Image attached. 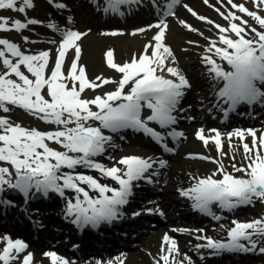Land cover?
<instances>
[{"label":"snow or ice","instance_id":"snow-or-ice-1","mask_svg":"<svg viewBox=\"0 0 264 264\" xmlns=\"http://www.w3.org/2000/svg\"><path fill=\"white\" fill-rule=\"evenodd\" d=\"M49 2L57 8L66 7L62 3H55V0ZM176 2L178 0H170L167 15H174L171 9ZM134 3H139V0H107V7L103 10L119 12L121 5ZM204 3L207 4L208 0H204ZM253 3L257 8L264 6V0H253ZM227 4L232 9L251 17L261 29H264V16L258 11L249 10L243 3L236 4L233 0H227ZM17 5L18 0H0V9H11L19 13H25L26 9L34 7L32 0H19V6ZM185 7L193 16H197L195 11L187 5ZM220 15L229 21V24L227 27L215 24L219 32L218 41L211 40L206 52L213 53L221 61H226L230 70H226L213 59L212 55L204 57V62L210 65L209 73L214 74L213 79L223 81L217 97L230 108L241 103H264V91L258 86L264 85V30H258L235 12L229 11L227 15L220 12ZM198 19L203 21L207 18L198 16ZM37 23L40 22L35 19H28L26 23L16 19L11 21L9 27V18L0 16V31L13 29L20 31L28 25ZM180 23L189 27L191 31H196L185 21ZM208 23L214 22L209 20ZM48 27L55 28L56 25L50 23ZM148 27L158 29L153 37L155 43L145 45L143 52L138 57L134 55L130 62L117 63L113 50L106 52L107 65L121 74V78L119 81H112L97 76L95 80L101 81V84L116 83L117 87L114 91L103 96L97 95L92 99L81 98V93L86 88L95 89L101 85L87 79L84 66L78 68L81 49L76 42L86 33L73 30L63 33L49 76H45V69L49 65V51H40L35 55L25 54L16 43L0 38V46H3L0 47V61L6 69L0 72V110L7 113L10 111L8 105L18 106L41 120L63 126L62 130L44 132L25 128L18 123L13 124L7 117L0 116V162L9 163L16 176L13 183L6 179V176L12 175L9 167H0V191L7 185L25 194L34 188L44 194L55 191L63 197L66 189L73 190L77 194L75 202L73 203L72 199L67 200L66 213L75 215L74 222L96 224L117 218L119 207L128 202L133 182L146 178L145 174L152 168L153 162H150V158L145 159L138 155L124 156L112 167L97 162L94 158L105 151V144L111 139L105 136L101 129L116 131L132 127L143 130L157 141H162L161 133L149 127L148 121L157 122L161 128L175 124L176 116L173 113L185 94L184 90L191 87L178 67L166 64L169 57L175 61L171 49L163 43L168 28L166 21L161 19L157 24ZM145 30L140 28L137 31ZM118 34L120 33H111ZM24 40H27V37H24ZM69 48H74L75 59L71 62L67 77H64L62 66ZM10 57L17 59L13 62ZM22 65L34 79H30L21 70ZM165 73L173 78H166ZM13 74L19 82L11 78ZM67 79L71 80V87L64 82ZM45 86L50 99L42 95ZM90 106H95L97 110L93 111ZM144 106L152 111L147 120L141 118V109ZM89 120L99 121L101 127L88 125ZM73 124L74 127H69ZM204 131L203 128L198 129L196 137L206 146L209 140L214 141L217 151L224 155L220 132L211 129L209 131L215 135L206 137ZM246 131L253 138L252 147L248 143H243L244 158L248 163L240 167L232 165L235 172H242L245 175L234 176L225 171L221 163L217 171L222 174V179L213 178L216 175L213 173L211 176L198 179L191 188L181 191V195L194 201L193 207L207 212L214 203L219 204L221 208L233 209L241 204H251L253 198L264 200V154L261 153V149H264V134L258 141L254 130ZM168 135L182 137L184 134L173 130ZM227 135L229 140L233 136L243 140L245 130L237 129ZM46 141H55L67 151L55 150L49 147ZM159 163L164 165L165 162L160 160ZM117 164L123 167H118ZM77 166L95 169L101 176L116 181L119 187H110L89 174L61 171L62 168L76 169ZM81 185L97 191L99 197L90 196L89 191ZM233 224L234 227L228 231L226 242L198 236V239H204L207 243L197 245V248L252 251L264 241V219L250 222L233 221ZM198 231L202 232L203 229ZM3 239L6 242V246L0 252V261H3V264H10L28 247L19 239L15 241L10 237ZM164 241L169 245L168 254L162 255L161 260L163 264H170V254L178 253V246L168 235L164 236ZM242 241H246L247 246ZM259 251L264 253V247H259ZM44 255L51 259L52 264H70L55 252H46ZM185 259L191 264L190 258ZM32 261L33 254L28 253L23 257L22 264H31ZM157 264L160 262L157 261ZM179 264L184 262L180 261Z\"/></svg>","mask_w":264,"mask_h":264},{"label":"rangeland","instance_id":"rangeland-1","mask_svg":"<svg viewBox=\"0 0 264 264\" xmlns=\"http://www.w3.org/2000/svg\"><path fill=\"white\" fill-rule=\"evenodd\" d=\"M201 1V0H199ZM188 2L187 0H183V2L181 3V7L180 8H186L184 6V4H188L185 3ZM220 2V6L221 7H217V9H219L220 11L218 12L217 10L215 12L211 11L209 9V11L207 13H205V17L207 18L206 20H203V24L205 26H208V28L201 26V31L199 29V27H196V31H189V32H184V31H180L177 30V33L174 31L176 29V26H181L180 21H182V17H177L175 18H169L166 23L168 25V28L166 30L165 33V37L168 39L169 43H171L172 46H170V44L167 43V41L164 43L166 46H168L171 49V52L173 54V56L175 57V61H172V58L169 57V59L167 61H172L173 63H176L179 67L185 69V64L184 61L181 60L182 56H186L188 54V50L193 51L195 54L193 55L194 57H190L191 60H194L196 63H199L200 59L203 57L204 54H207L206 52V48L208 47V45L210 44L211 40H214L216 36H219V32L218 29L215 27V24H220L224 27H227L229 24V21L225 20L221 15L220 12H223L225 15L228 14L229 11L231 12H235L236 15L238 16H242L243 19H245L246 17L241 14L237 9H232L230 5L224 3L223 1L219 0ZM243 4L249 8V4H247L246 2H243ZM189 5V4H188ZM219 5V4H218ZM206 6V5H205ZM45 11L43 8H38L36 10H29V13L26 14L27 17L29 18H34L36 17H41L43 19V13L45 14ZM256 11H258V13L261 16H264L263 13H261L260 10L256 9ZM0 16H5L10 19H13L14 17H20L19 16V12H13L10 9H0ZM181 18V19H180ZM58 20L57 22H60V18L57 14L52 15V17L50 19H44L46 22L49 23V20ZM180 19V20H179ZM14 20V19H13ZM212 21L214 23H208V21ZM247 20V19H245ZM250 24L251 20L248 19L247 20ZM237 23H239V21H236ZM80 26H85V24H78V27ZM87 26V25H86ZM136 25L133 26V28H135ZM45 27V26H43ZM43 27H33L34 31H42V29L45 28ZM132 26H130L131 28ZM39 28V29H38ZM129 28V29H130ZM100 29H102L103 32H107L106 37H104V39L102 40V43L105 44L106 48H111V44L113 42H116L117 39L119 37H124L123 33H120L118 35H111L110 32H112V29L110 28V26H108L107 28H103L100 27ZM157 29V28H156ZM29 29H24V30H20V31H16V30H10V31H4V32H0V38L3 39H8L10 42L12 43H16L22 51L25 52V54L31 53V55L36 52L37 54L40 51H49L50 53V57H49V65L48 67L45 69V76H49L50 75V70L52 67H54V61L57 55V51L59 49V45L60 42L63 39V34L61 35H57V38L54 39V42L47 44L46 46H41V45H33L32 47L36 50H29L28 48H26L27 46L24 45V37H32L34 40L35 38L38 37V35L33 32V33H28ZM11 31H15L14 33H10ZM47 31V28H46ZM154 31V30H153ZM158 31V29H157ZM175 32V34H180L183 35L185 39L183 38H177V37H171V33ZM157 33V32H156ZM151 34V32H150ZM234 36V34H231ZM33 41V40H32ZM38 41V40H35ZM192 43H189V42ZM3 47V46H0ZM183 49H180V48ZM116 52V51H115ZM131 52V50L129 51ZM143 52V51H142ZM142 52H136V53H132L131 55H128L127 53L123 54L125 55V57L123 58L122 55L118 56L117 58H114L115 62L122 64V62H127V61H131L132 57L135 56H139ZM117 54V52H116ZM130 54V53H129ZM210 55H212L210 53ZM10 56V54H9ZM205 57V56H204ZM13 62H15V60L17 58L15 57H10ZM216 60H218L216 57H213ZM196 63H193L196 64ZM70 65H71V61H69L66 57L64 58V64L62 66V73L64 75V77H67L68 75V71L70 70ZM205 64H202L201 68H204ZM198 67V68H199ZM79 68V67H78ZM105 68V67H104ZM197 68V67H195ZM188 69V68H186ZM6 69L4 68L2 61H0V72L5 71ZM21 70L25 72L26 75L29 76L30 79H34V77L32 76L31 73L27 72V69L23 66L21 67ZM114 69L110 68L109 66H106V68L101 72H99V76L102 77L104 79V77L106 76V78L112 80V81H119V79L121 78V74L116 73L117 76L114 75ZM183 73H188V75L190 76V80H193V82L198 83L199 79H195L193 77V75H191L188 71L183 72ZM188 76V78H189ZM195 76V75H194ZM12 79H16L18 81V78L14 76V74L11 76ZM19 82V81H18ZM65 83H67V85L69 87H71V80L67 79L64 81ZM78 83V82H77ZM191 87L188 93V95H190V98H193L194 101V109L193 110H188L189 112L187 113V111L185 113H183L182 115L184 117H189L192 116V114H194L195 116H198V113H196L200 108H201V112L202 111H206V109L209 107H212L215 103L220 102V104H218V108L220 107V109L222 107H224V105H226L224 103V101L219 100L218 98L214 97V93L216 92L215 89H208L209 86H207V84H203V85H197L196 87H193V83H190ZM117 87L116 83H111L110 88H107L106 93L107 92H111L114 91ZM83 94L85 95V93L83 92ZM42 95L45 96V98L50 99V97L48 96V92H47V87L45 86V88L42 89ZM82 95L81 93V98H84L85 96ZM97 95H100L98 93H95L94 95H90L93 96V98ZM212 97V98H210ZM86 99V98H84ZM204 99H206L204 101ZM8 107L10 108V111L5 113L2 110H0V116H7V118L10 120V122H12L13 124H20L25 128L28 129H37L39 131H44V132H48V131H56V130H62L63 126L62 125H56L54 123H49L46 122L44 120H41L40 118H38L37 116L32 115L31 113H29L27 110L20 108L18 106H14V105H8ZM179 109H182V105L179 104L178 105ZM93 111H96L97 109L93 108ZM178 112V110H177ZM177 114V113H176ZM193 115V116H194ZM202 115V114H201ZM213 116L210 117H206L204 118V121L209 123L210 125H213L216 123V121L218 120L217 118H212ZM197 127L199 126L200 123H194ZM193 124H189L188 126H195ZM257 127H254V130L256 132V136H257V140L259 141V137L264 134V124L261 122ZM69 127H74L73 125H69ZM220 132H222L221 134V140H222V152L224 153V155H221L220 152L217 151L216 145L214 143V141L210 140L207 144V146L204 144L203 141L199 140L196 137V134L191 133L190 138H191V142H194V146L196 148L195 152V157H189L188 154H186V151H184L181 147H179L178 152L175 153L174 155L169 156V160L170 162L175 163L176 161H180L181 162V170L182 169H186L188 168L187 172L185 174H183L182 176L184 178H188V182H190L189 184L187 182H182L181 185L187 189L190 186L194 185L192 182V175H200L199 178H205L208 176H211L213 173H216V175L213 177L215 179H222V174L220 172L217 171V169L220 167V164L222 163L224 166V170L227 171L228 173L234 175V176H244V173H237L234 171L232 165L235 164L237 167H240L242 165L246 166L248 163V160H245V153H244V149H243V143H248L250 147H252V136L249 135L247 133V128H235V130L240 129V130H245V136L244 139L241 140L239 137L237 136H233L231 138V140H229L228 138V133H230L229 131H231L228 128H219ZM211 130V129H210ZM234 130V131H235ZM231 131V132H234ZM204 135L206 137L208 136H214L215 133L214 132H207L204 133ZM127 142L125 144L122 145V147L115 149L114 153L117 157V159H121L122 157H124L126 154H129L130 152H135V151H143L144 147L142 145H140V142ZM46 143L49 145V147L55 149V150H59V151H64L65 149L63 148V146L61 144L56 143L55 141H46ZM257 147H259V143L257 144ZM182 149V150H181ZM38 151H42V149H38ZM181 151H183V155L181 154ZM180 152V153H179ZM261 153L264 154V149H261ZM73 155V153H70ZM113 159V155L110 156ZM109 156H106L105 158L108 160L110 158ZM200 157H208V159H203ZM183 159V160H182ZM117 162V161H116ZM116 162H114V164H116ZM219 162V163H218ZM0 167H9L10 172H12L11 176H6L7 179L10 180L11 177H13L14 175V170L11 167V165L7 162H0ZM117 166V165H116ZM121 166V165H120ZM171 166V167H170ZM123 167V166H121ZM169 167L172 168L173 164H169ZM62 172H64L63 170H61ZM178 186H176L177 188ZM175 188V189H176ZM176 192V190L174 191ZM177 195L168 197L166 199H162V202L166 203L167 205L170 204L171 201L174 200V198H176ZM56 198V197H55ZM149 200V198L147 199ZM63 202L64 200H61V197L58 196V198L56 199V203L52 206L51 209H55L56 208H60L61 212H62V206H63ZM147 205H151L152 202L150 201H146ZM183 205V204H182ZM237 218L238 222H250L253 220H258V219H264V200H260L257 198H253V201L251 204H243L236 212H234ZM175 215V213H174ZM169 216V215H168ZM175 218L179 219V216L177 215ZM186 220H188L186 218ZM225 226H231L230 224H222V225H217L215 226V230L211 229V231L209 232L210 234H213L216 236V238L218 240H223L228 238V231L229 229H225ZM0 228H5L2 224L0 225ZM157 231V230H156ZM155 235V233H151L148 235V237L146 238H151V236ZM143 239V241L146 240ZM180 242H183L180 240ZM187 244V242H184ZM6 246V242L4 239H0V252L3 251V248ZM259 247H264V241H262L259 246L257 247V251L256 253L259 254V256H249L248 260L246 262L241 261L240 264H264V253L259 251ZM49 249V248H48ZM205 249H199V250H194L193 253L194 255L197 256L198 251L204 252ZM255 251V250H254ZM36 250H33L32 248H28L25 249L24 252L20 253L17 258L15 260H12V262L10 264H22L23 261V257L25 255H27L28 253H32L33 255V261L31 262V264H50L51 260L49 257H46L44 255V253H36ZM185 253V252H182ZM44 255V256H41ZM174 255V254H173ZM132 255H130L129 257L127 255L124 254V256H122L123 258H119L117 259L118 262L114 261V263L111 264H151V262L148 260L147 255L144 256V259L142 260H138L135 258H131ZM154 256V255H153ZM96 259L98 258V255H90L83 259V261L77 263V264H90L88 261L89 259ZM127 257V258H126ZM157 257V255L154 256V258ZM158 259V258H155ZM159 259L161 260V257H159ZM108 260V259H107ZM145 260L147 262H145ZM196 262L198 264H202V262L199 260V258H195ZM180 261H183L185 264V261L188 263V261L185 259H181V258H174L171 259L170 257V264H179ZM91 262V261H90ZM106 262V261H104ZM228 262V263H227ZM230 262H232V259H230L229 256H225L224 260L222 262H215V260L211 261L209 264H229ZM103 263V262H102ZM153 263V262H152ZM196 263V264H197ZM93 264H98L96 261H93ZM101 264V262L99 263ZM160 264H163V261H160Z\"/></svg>","mask_w":264,"mask_h":264},{"label":"bare ground","instance_id":"bare-ground-1","mask_svg":"<svg viewBox=\"0 0 264 264\" xmlns=\"http://www.w3.org/2000/svg\"><path fill=\"white\" fill-rule=\"evenodd\" d=\"M56 1H59V0H56ZM84 1H86L87 3L90 2L89 0H84ZM187 1L188 2H185V3L189 4L188 7L191 8L193 11H195L197 13V16H193L188 11L187 8H180L181 4L178 6L179 9L176 11V15H178V16L180 15L179 17H182V21H185L187 25L191 26V28L196 29V27H199L200 31L203 27L208 28V26H205L203 24V21L198 19V16L205 17V13H207L209 11V9L211 11L215 12L217 7H221L219 0H208L207 4L204 3V0H201V1H199V0H187ZM221 1H223L224 3L227 4V0H221ZM91 2H92L93 9L92 10L90 8L84 9V12L85 11H86V13L88 12L87 17L88 16L89 17L94 16L97 12L100 11L99 12L100 14H105L103 16V18L101 19L104 24L106 23L107 14L110 15V14L115 13L111 17V20L115 18V15L117 12H111V11L105 12L103 10L105 7H107V0H92ZM233 2L236 4H241L243 2H246L247 4H249V8H248L249 10L256 11V9H258L261 11V13L264 14V6L257 8V6L253 3V0H233ZM56 3H58V2H56ZM33 4H34V7L30 8L31 10H35L38 7H40V5L43 4V1L38 0V3L35 2ZM127 5L128 4L121 5L120 9L123 7L125 8ZM82 10H83V5H81V7L79 8L78 11H82ZM11 11L14 12V10H11ZM26 12H28L27 9H26ZM241 14H243L246 17L245 19L251 20L250 24L252 26L257 27L258 30H264V29H261L259 27V25H257L255 23V21L252 20L251 17H248L244 13H241ZM28 19H31V18H24V17L19 18V20H21L24 23H26ZM89 21H91V23L89 22V24H92V20H89ZM112 21H115V19ZM140 21H146V20H143L142 17L137 18L136 20L134 18H130L127 21L128 22L127 25H131L132 23H134V24L139 23ZM115 24L123 25L119 21H116ZM33 25L34 24L28 25L27 28H25V29H29ZM178 25L176 26V29L174 30L176 33H177V30L184 31V32L191 31L189 29V27H186L185 25H182V24H181V26H178ZM201 26H202V28H201ZM22 30H24V29H22ZM0 32H2V31H0ZM14 32L15 31H11L10 33H14ZM50 32H52V31H50ZM175 32L171 33V37H177V38H182V39L184 38L185 39L184 34L183 35L175 34ZM56 33H54V35L51 36V41L53 40V38H55ZM85 33H86V35H84L83 38H81L79 41L76 42L81 49L80 59H79L78 63L80 62V66H84L85 72H86V77L89 81H95L97 84L101 85L100 87L95 88V89L86 88L84 91L85 95L82 93V95H84L85 96L84 98H86V99H92L93 96H90V95H92V94L94 95L95 93H98V94H100V96H103L106 93L107 88H110V86H111V83L101 84V81L95 80V78L97 76H99L100 70L102 72L106 68V66H108L107 62H106V52L108 50H113L114 58H117L118 56H121V55L124 58L125 55H123V54H125V53H127L128 55H131L132 53L134 54L136 52H142L145 48V45L150 43L151 38H152L150 36V33L148 30H146L144 32L128 33L127 35H126L127 32H125L124 33L125 36L119 37L116 42H113L111 44V48H106L105 44L102 43V40L104 39V37H106L105 33L99 32L97 29H89V30L85 31ZM214 38H215L214 40L218 41V36H216ZM43 43H47V44L51 43L50 38H46V40ZM24 45L27 46L26 48H28L29 50H34V48L32 47L33 45H35L34 41L27 39L26 41H24ZM42 45H44V44H42ZM180 49H183V48L181 47ZM130 50H131V52H129ZM115 51L117 52V54ZM66 53H68V57H67L68 60L69 59L72 60L75 57L74 48L68 49ZM194 54L195 53L193 51L188 50V54L186 56H182L181 60L184 61L185 69H184V67L183 68L179 67L176 63H173L172 61L171 62L166 61V64L169 66L178 67L179 70L181 71V73L183 75H185V77L189 81L190 76L188 75V73H183V72L188 71L191 75H193V77L195 79H199L198 83L193 82V80L189 81V83H193V87H196L197 85L207 84V86H209L208 89H215L216 90L214 96L217 97V93L219 91V88L223 86V81H218V80L213 79L214 74H211L208 71V68L210 67V65H207L204 62V56L210 55V53L204 54L203 57L199 60L200 61L199 63H196L194 60L190 59L191 56L194 57L193 56ZM217 59H218V61H221L219 59V57H217ZM127 62H130V61H127ZM193 63H196V64L193 65ZM221 63L224 66H225V64H227L226 61H221ZM202 64H205L204 68L199 67ZM21 67H23V65ZM195 67H197V68H195ZM186 68H188V69H186ZM226 70H228V69H226ZM116 73H118V72L115 70L114 71L115 76H117ZM165 75H166V78H173L167 73H165ZM188 76H189V78H188ZM104 79H107L106 76L104 77ZM67 83L68 82H66V84ZM219 100L223 101L222 99H219ZM189 103L190 102L187 101L186 104H189ZM218 104H220V102H217V104L215 106L217 107ZM90 107L95 108V106H90ZM210 112L212 113L213 110ZM137 130L140 132L143 131V130H139V129H137ZM192 132L193 131L191 130V128H189L185 134V136H187L186 138L188 140L187 144H185V146H184V148H185L184 150H186V151L196 149L194 146L195 145L194 142H191V138L189 137L190 133H192ZM129 137H132V129L130 130V136ZM143 158H145V157H143ZM98 159H100V156H98ZM181 165L182 164L180 161H176L173 164L172 168H169L162 173L161 182L163 184L165 183V186L163 188V192L170 193V191L173 189V185L175 183L188 180L187 177L184 178L182 176L183 174H185L187 172L188 168H186L185 170L184 169L181 170ZM61 170H64V171H67L70 173V171H68V170H74V169L62 168ZM79 171H80L79 173L89 174L95 178H98L101 183H106L110 187L116 186V184L114 183L113 180H111L110 178L103 177L98 173L83 172L81 170H79ZM199 176L200 175H196V176L192 175V179H191L192 182L195 180L197 181L199 179ZM61 183H62V181H61ZM85 186L86 185H84V187ZM87 190L89 191L90 196H92L94 198L99 197V193L97 191H95L93 189H87ZM0 194H1V192H0ZM28 194L37 195V197H40L41 200H44V201H48V202L52 201V197L49 194H44L42 192L38 193V192L33 191L32 189L28 192ZM107 194H110V193H107ZM76 195L77 194L73 190L71 191V196H69V194L65 192L63 199H66V201H67L68 199L75 198ZM80 195L82 197V194H80ZM159 196H160V193H159ZM65 212H66V209H65ZM167 223L168 224L166 227L160 228L159 230H157L155 232V235L151 236V238H146L145 241L141 242L140 244H137L138 248L135 249V252L132 253V258H137V259L142 260V259H144L145 255H147V257H150L154 254H157L161 250L162 237L164 238L165 235H169V234H172L174 232L180 231V230H176L175 227L172 226L176 223L168 222V221H167ZM167 231H169V233H167ZM181 234H185V233L182 232ZM190 236H192V235H190ZM87 238L88 237L86 236L85 239H87ZM167 248L168 247H166L165 250H167ZM225 252H227V250ZM145 262H147V261L145 260Z\"/></svg>","mask_w":264,"mask_h":264}]
</instances>
